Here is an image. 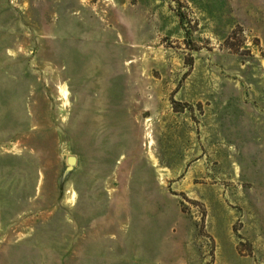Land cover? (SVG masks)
I'll use <instances>...</instances> for the list:
<instances>
[{"label":"rangeland","instance_id":"obj_1","mask_svg":"<svg viewBox=\"0 0 264 264\" xmlns=\"http://www.w3.org/2000/svg\"><path fill=\"white\" fill-rule=\"evenodd\" d=\"M0 264H264V0H0Z\"/></svg>","mask_w":264,"mask_h":264},{"label":"water","instance_id":"obj_2","mask_svg":"<svg viewBox=\"0 0 264 264\" xmlns=\"http://www.w3.org/2000/svg\"><path fill=\"white\" fill-rule=\"evenodd\" d=\"M75 162H76L75 157L70 156V157L68 158V163H69L70 165L75 164Z\"/></svg>","mask_w":264,"mask_h":264}]
</instances>
